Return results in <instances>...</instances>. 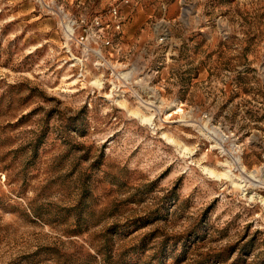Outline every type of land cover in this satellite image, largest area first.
Wrapping results in <instances>:
<instances>
[{"label":"rangeland","instance_id":"1","mask_svg":"<svg viewBox=\"0 0 264 264\" xmlns=\"http://www.w3.org/2000/svg\"><path fill=\"white\" fill-rule=\"evenodd\" d=\"M109 6L0 0V264H264V0Z\"/></svg>","mask_w":264,"mask_h":264},{"label":"built area","instance_id":"2","mask_svg":"<svg viewBox=\"0 0 264 264\" xmlns=\"http://www.w3.org/2000/svg\"><path fill=\"white\" fill-rule=\"evenodd\" d=\"M109 1V16H110V19L111 21L113 22V25L114 27H116V29H120L121 28V21L119 20L120 17H121V13H120V10H121V7L122 6H131L132 5V2L133 0H108ZM121 6V7H120ZM95 25L96 27H98L99 29H103V26L99 20V18H96L95 19ZM106 27H109V24L108 26ZM102 31V30H101ZM88 36H80L79 37V43L84 45L85 43L88 42ZM110 42H106V44H109Z\"/></svg>","mask_w":264,"mask_h":264},{"label":"bare ground","instance_id":"3","mask_svg":"<svg viewBox=\"0 0 264 264\" xmlns=\"http://www.w3.org/2000/svg\"><path fill=\"white\" fill-rule=\"evenodd\" d=\"M71 25H72L71 23H68L67 24V29H68L69 32L72 33L73 29H72V26Z\"/></svg>","mask_w":264,"mask_h":264}]
</instances>
